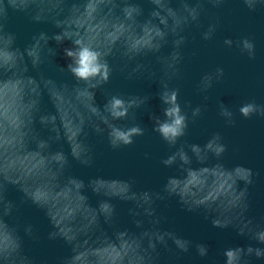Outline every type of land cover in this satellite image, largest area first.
Wrapping results in <instances>:
<instances>
[{
    "label": "water",
    "instance_id": "water-1",
    "mask_svg": "<svg viewBox=\"0 0 264 264\" xmlns=\"http://www.w3.org/2000/svg\"><path fill=\"white\" fill-rule=\"evenodd\" d=\"M129 2L141 7L125 8ZM250 2L11 0L5 31L19 50L5 56L11 45L0 37V233L14 222L34 225L38 239L24 238L22 258L61 264L74 250L75 264H145L151 243L168 233L207 245L209 254L201 258L194 244L179 252L169 238L158 264H224L225 248L264 249L255 239L264 230V117L239 113L245 103L264 106V0ZM53 33L97 47L112 67L109 82L93 88L76 80L63 51L71 41L57 44L48 39ZM245 38L254 58L243 49ZM163 84L179 89L188 118L175 146L153 131L151 117L163 120L167 107L159 98ZM115 94L137 100L125 119L104 108ZM221 102L234 123L220 114ZM136 124L144 135L113 150L110 125ZM216 133L227 147L219 156L205 148ZM173 154L175 163L164 166ZM89 159L90 166L80 162ZM246 169L254 173L251 185ZM25 192L28 203H20ZM5 198L20 205L17 221L6 215ZM51 231L72 248L49 240ZM236 264L264 258L242 255Z\"/></svg>",
    "mask_w": 264,
    "mask_h": 264
},
{
    "label": "clouds",
    "instance_id": "clouds-1",
    "mask_svg": "<svg viewBox=\"0 0 264 264\" xmlns=\"http://www.w3.org/2000/svg\"><path fill=\"white\" fill-rule=\"evenodd\" d=\"M214 3H220L221 0H213ZM245 3L251 7L252 3L250 0H245ZM3 11L0 12V37L5 38L11 45V48L5 52V56L9 57L12 53L18 51L17 47H13L16 42V37L11 32H6V21L8 18L7 9L13 7L11 0H2ZM125 8H137L141 7L140 3L129 2L124 5ZM34 19L39 20L38 17ZM59 27V25H57ZM46 33H40V36H46ZM210 34L205 33L204 39H209ZM35 40V37L33 38ZM49 40H54L57 44H62L65 39L71 41L72 47L64 48L65 56L70 60L67 65V70L75 77L78 81H84L85 83H91L93 88L100 87L103 84L109 82L110 76L112 74V67L107 61V59H102L104 55L92 44L86 43L83 39H71L70 37H65L62 33H53ZM183 41V37L181 38ZM224 44L231 47L233 41L231 39H225ZM243 49L249 53L250 58H254V44L248 40L244 39L242 41ZM27 51V46L22 50ZM51 56L55 54L54 49H49ZM179 60V56H177ZM9 63V60L4 61ZM36 67V65H33ZM139 67L134 69V72L139 71ZM218 76L223 75V69L217 68L216 70ZM131 78V77H129ZM205 80H210V77H205ZM210 86V85H209ZM163 91L159 93V98L164 105H167L163 109L164 119L161 120L158 116L153 115L151 119L154 122L153 131L158 133L160 137L168 143L169 146H175L177 141L185 136L186 129L188 127L187 116L182 113L180 104L178 103L179 89H169L167 84L162 85ZM133 106L138 107L136 99L126 100L123 96L119 94L112 95L107 102L104 104V108L108 111L109 115L114 120L125 119L129 116V109ZM201 109L199 107L193 109V117L199 116ZM239 113L245 119L252 117L254 114H259L264 117V106L257 105L255 102H249L243 104L239 108ZM220 114L227 117L230 123H234L232 120L233 113L224 107L223 102H221V112ZM110 132L108 133L109 145L113 150L119 149L121 146L128 147L134 143L133 138L137 136H143L145 130L138 124L129 127L121 128L115 125H110ZM222 137L219 133L214 134L213 138L205 145L206 149L213 150L216 155H222L226 152L227 147L225 144L220 143ZM215 145V147H214ZM194 151L199 149V146H191ZM145 158H148V154L145 153ZM182 162H186V157L181 153ZM176 161V154L168 156L163 159L161 163L166 166H172ZM85 165H91V159L80 161ZM246 183L251 185L253 183L252 177L254 175L251 169H246ZM167 188V184H165ZM243 198L246 197L245 193H242ZM20 203H28L27 193L23 194ZM35 203V202H33ZM4 204L7 208L6 215L12 217L14 221H17L19 214L20 205L15 201H8L5 198ZM248 205L245 204L244 210H247ZM188 212H193L192 208H184ZM207 219V217H205ZM213 227L216 228H227V223H220L218 221H212ZM238 235L243 236L245 232L243 230L238 231ZM27 237L32 240H37L38 236L35 233L34 225L31 223L21 224L19 222H14L7 225L6 230L0 233V264H32L31 260L27 255L21 256L24 252V238ZM57 238L63 239L54 231L48 233L49 240H55ZM171 239L175 247L182 253H188L190 247H195L196 254L201 258L208 256L209 249L208 246L203 243H194L193 241L186 239L176 233L162 234L157 237L150 245V250L145 256V264H158L160 257V248L167 249L168 239ZM255 239L264 244V230L257 231L255 233ZM64 242L72 248L71 242L63 239ZM254 254L256 258H264V249L253 248L248 246L245 250L243 247H228L222 252L224 258V264H236L237 260H241L242 255H252ZM76 253L73 250V254L67 256L61 260V264H75Z\"/></svg>",
    "mask_w": 264,
    "mask_h": 264
}]
</instances>
